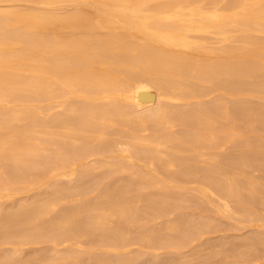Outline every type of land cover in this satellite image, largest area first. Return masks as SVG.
<instances>
[{"label": "bare ground", "instance_id": "obj_1", "mask_svg": "<svg viewBox=\"0 0 264 264\" xmlns=\"http://www.w3.org/2000/svg\"><path fill=\"white\" fill-rule=\"evenodd\" d=\"M0 264H264V0H0Z\"/></svg>", "mask_w": 264, "mask_h": 264}, {"label": "rangeland", "instance_id": "obj_2", "mask_svg": "<svg viewBox=\"0 0 264 264\" xmlns=\"http://www.w3.org/2000/svg\"><path fill=\"white\" fill-rule=\"evenodd\" d=\"M117 151V150H116ZM112 151V152H107V153H104L103 156L105 158H117L118 156H120V152L119 151ZM143 165V163H141ZM145 166H143L144 168Z\"/></svg>", "mask_w": 264, "mask_h": 264}]
</instances>
